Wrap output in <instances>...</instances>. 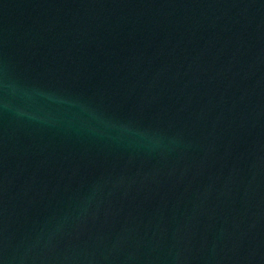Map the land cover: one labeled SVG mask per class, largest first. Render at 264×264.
Here are the masks:
<instances>
[{
  "label": "water",
  "instance_id": "water-1",
  "mask_svg": "<svg viewBox=\"0 0 264 264\" xmlns=\"http://www.w3.org/2000/svg\"><path fill=\"white\" fill-rule=\"evenodd\" d=\"M0 264H264V0H0Z\"/></svg>",
  "mask_w": 264,
  "mask_h": 264
}]
</instances>
